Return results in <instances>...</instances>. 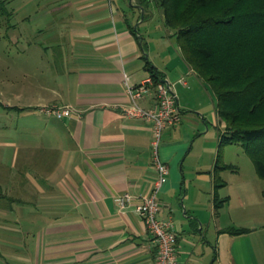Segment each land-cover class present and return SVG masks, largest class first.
Wrapping results in <instances>:
<instances>
[{
  "label": "crops",
  "instance_id": "0c3cea01",
  "mask_svg": "<svg viewBox=\"0 0 264 264\" xmlns=\"http://www.w3.org/2000/svg\"><path fill=\"white\" fill-rule=\"evenodd\" d=\"M36 5L37 21L47 23L31 37L47 42L55 65L31 77L28 94L16 88V104L0 101L23 121L0 140V264L153 263L156 248L134 205L115 203L125 191L148 194L156 180L151 122L123 113L132 104L125 82L149 76L146 60L173 85L181 111L161 135L169 173L157 192L158 218L173 222L178 263L264 264L255 210L248 224L227 215V202L215 211L214 196L226 197L215 180L226 184L236 174L244 196L243 177L215 171L224 131L216 97L185 61L163 16L156 19L141 0ZM137 103L152 106L154 89ZM48 104L73 112L59 118L36 110ZM229 227L249 231L222 230Z\"/></svg>",
  "mask_w": 264,
  "mask_h": 264
},
{
  "label": "trees",
  "instance_id": "16d2710c",
  "mask_svg": "<svg viewBox=\"0 0 264 264\" xmlns=\"http://www.w3.org/2000/svg\"><path fill=\"white\" fill-rule=\"evenodd\" d=\"M9 0H0V10ZM153 1L173 32L185 61L216 97L217 113L224 123L215 171L236 170L224 164L220 148L240 143L257 175L264 180V0H141ZM145 10V9H144ZM145 68L153 83L161 80L152 64ZM225 185L215 180V187ZM215 211L228 197L214 196ZM231 234L246 227L222 229Z\"/></svg>",
  "mask_w": 264,
  "mask_h": 264
},
{
  "label": "rangeland",
  "instance_id": "374dc122",
  "mask_svg": "<svg viewBox=\"0 0 264 264\" xmlns=\"http://www.w3.org/2000/svg\"><path fill=\"white\" fill-rule=\"evenodd\" d=\"M40 0H9L0 10V101L16 104L14 99L15 90L28 94L29 83L36 73L38 77H44L42 72L48 71L47 65L51 63L49 49L45 51L46 41L42 37H31L39 27V24L47 21H37L36 8ZM148 11L156 19L161 12L153 1L148 3ZM52 20V19H51ZM19 32L23 33L18 38ZM177 48V46H175ZM178 50V48H177ZM19 104V103H17ZM11 109V110H10ZM6 109L0 102V140L5 136L13 137L15 126L22 122L18 117V110L13 106ZM32 111L24 109V113ZM213 113L211 104L208 109ZM224 129V123H223ZM220 158L236 166L243 185H245V195L238 192L236 174H230L227 183L223 186L222 194L228 197L227 215H235L248 224L250 222V211L255 210L260 217L258 224L259 238L264 244V180L260 178L255 170L254 163L238 142L224 143L220 148ZM225 155V157H224ZM245 203V205H243ZM230 216V217H231ZM229 217V216H228Z\"/></svg>",
  "mask_w": 264,
  "mask_h": 264
},
{
  "label": "built area",
  "instance_id": "2783aa9c",
  "mask_svg": "<svg viewBox=\"0 0 264 264\" xmlns=\"http://www.w3.org/2000/svg\"><path fill=\"white\" fill-rule=\"evenodd\" d=\"M125 85L132 104L124 108L123 113L151 122V158L156 172V180L148 194L135 197L130 192L125 191L115 196V203L120 209L134 205L135 211L141 217L156 248L152 264H179L173 222L171 219H160L157 216L159 210L157 192L169 173L168 165L160 158L159 144L164 129L179 123L181 120L177 97L171 83L159 81L154 84L150 75L137 85H131L128 82H125ZM151 89H154L155 103L148 108L142 107L137 103V100L149 94ZM36 110L44 115L59 118L69 116L73 112L70 106L58 104L41 105Z\"/></svg>",
  "mask_w": 264,
  "mask_h": 264
},
{
  "label": "water",
  "instance_id": "95a60500",
  "mask_svg": "<svg viewBox=\"0 0 264 264\" xmlns=\"http://www.w3.org/2000/svg\"><path fill=\"white\" fill-rule=\"evenodd\" d=\"M141 8V10H143V8L142 7H140ZM141 17H143V15L141 14Z\"/></svg>",
  "mask_w": 264,
  "mask_h": 264
}]
</instances>
